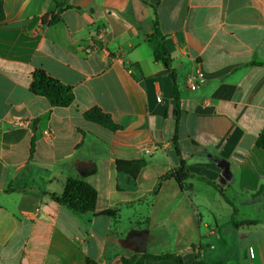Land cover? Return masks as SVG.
I'll return each instance as SVG.
<instances>
[{
  "label": "crops",
  "instance_id": "1",
  "mask_svg": "<svg viewBox=\"0 0 264 264\" xmlns=\"http://www.w3.org/2000/svg\"><path fill=\"white\" fill-rule=\"evenodd\" d=\"M1 1L0 264H264V0ZM36 69L74 102L34 95ZM118 160L144 164L133 179ZM182 162L193 177L155 191ZM71 179L113 215L53 199Z\"/></svg>",
  "mask_w": 264,
  "mask_h": 264
},
{
  "label": "trees",
  "instance_id": "2",
  "mask_svg": "<svg viewBox=\"0 0 264 264\" xmlns=\"http://www.w3.org/2000/svg\"><path fill=\"white\" fill-rule=\"evenodd\" d=\"M4 19V7L3 2L0 0V21ZM56 20V18L54 19ZM149 41L154 45V58L155 60L162 62L168 69L175 91H177V82L174 72L172 70V58L167 50L165 44V37L156 28L155 32L148 37ZM30 91L37 96L45 97L49 103L54 107H68L75 99V94L72 87L60 82L59 80L48 75L44 70L36 69L32 75V81L30 84ZM86 118L89 121L95 122L111 131L121 130L122 127L113 122V120L105 114L101 109L96 108L91 112L86 113ZM257 147L264 150V129L259 134L256 140ZM143 161H117V170L128 174L133 179H136L143 166ZM175 178L179 184H182L186 179L192 178L193 174L189 171L185 162L159 179L157 187L158 190L162 181L168 178ZM213 185V183H211ZM53 199L57 202L69 208L74 214L83 215L86 213H93L94 215H113V211L108 210L105 212H96L95 204L97 201L96 190L79 180H69L65 186L64 192L61 195L51 194ZM252 223V222H250ZM151 260H164L174 259L178 264H183V260L179 256L172 254L160 255V256H148ZM125 264H143V260H124ZM85 264H98L94 260L86 259Z\"/></svg>",
  "mask_w": 264,
  "mask_h": 264
},
{
  "label": "built area",
  "instance_id": "3",
  "mask_svg": "<svg viewBox=\"0 0 264 264\" xmlns=\"http://www.w3.org/2000/svg\"><path fill=\"white\" fill-rule=\"evenodd\" d=\"M206 81V78L204 76V73L201 71L196 72L194 75H192L189 78L188 86L191 90H196L201 84H203ZM157 100L161 102L162 100V92L159 91V95L157 97Z\"/></svg>",
  "mask_w": 264,
  "mask_h": 264
}]
</instances>
